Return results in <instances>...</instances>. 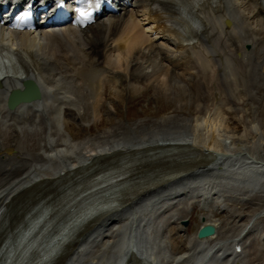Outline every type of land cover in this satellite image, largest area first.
<instances>
[{"label": "bare ground", "instance_id": "obj_1", "mask_svg": "<svg viewBox=\"0 0 264 264\" xmlns=\"http://www.w3.org/2000/svg\"><path fill=\"white\" fill-rule=\"evenodd\" d=\"M156 1L131 0L139 23L132 20L133 12H125L84 31L69 26L33 34L0 27V50L11 56L0 58V68L10 74L0 81V206L27 184L68 179L71 171L87 172L112 161L114 175L103 178L109 191L74 202L69 197L79 188L51 208L54 218L67 216L69 230L91 220L88 216L102 217L93 229L82 225L89 231L71 249L66 264H139L136 252L150 264H264V250L253 257L248 246L240 254L230 248L241 231L250 232L246 238L262 235L264 209L237 236L225 238L213 213L222 210L229 195L242 193L239 200L245 201L264 193V178L205 182L217 172H246L245 177L264 171V112L260 107L255 111L246 79L251 62L264 72V0H230L241 14L231 12L228 0H163L170 6L175 29L153 20L151 5ZM158 39L164 43L157 44ZM144 44L145 50L140 49ZM23 79L38 85L42 99L11 112L9 94L23 88ZM123 82L145 88L155 82L159 95L178 92L182 97L188 92L190 101H178L172 115L156 121L119 122L98 135L74 139L68 127L86 117L90 100L100 107L105 84L121 94ZM189 102L195 109L187 115ZM226 111L240 116L239 127L228 126ZM150 152L158 162L162 153L177 154L164 156L166 163L152 167L147 163L151 158L141 155ZM165 166L170 167L163 170ZM192 203L210 212L202 225L213 224L216 235L198 240L186 231L185 244L177 246L167 228L176 226L181 232L183 210L176 208ZM168 216L175 220L172 225L165 221ZM230 218L241 220L239 215ZM17 237L31 244L21 232ZM53 254L46 263L52 264Z\"/></svg>", "mask_w": 264, "mask_h": 264}, {"label": "rangeland", "instance_id": "obj_2", "mask_svg": "<svg viewBox=\"0 0 264 264\" xmlns=\"http://www.w3.org/2000/svg\"><path fill=\"white\" fill-rule=\"evenodd\" d=\"M158 42L159 44L163 43L162 40H159ZM142 46H140V49L145 50L146 45L144 44V47ZM116 53L118 52L114 53L116 56L113 55V58L117 57ZM251 63H252L251 64L252 69L251 68L250 70L248 69L249 75L248 74L246 75V79L248 83L247 89H248V92L252 94L253 97H255V100L253 101L254 107H256L255 111H257V107H260L261 112H264V101H263L264 98L261 99V96H264V72L259 70V68L253 67V62ZM121 71L123 72L124 70H121ZM162 78H164V76H162ZM105 79L106 77L104 78V80ZM153 84L151 83L148 87H146L147 88L146 89L145 86L139 83L123 82L121 86L119 87V89L121 90V94H118L115 92V90H113L106 83L105 89L103 92V99L99 103L100 107H98L97 103H95L94 100L92 101L91 99L89 102V108H88V112L86 113L87 114L86 117H83V119L78 121V123L75 122V123L70 124V126L68 127L70 131L69 133L75 136L74 139L80 141V140L85 139L86 137H89V135L90 136L98 135L99 133L112 127L113 125L119 124V122L120 123L123 122L124 124H127V125H133L134 123L139 122V121H146V122L156 121L164 117L165 115H172L174 111L173 108L175 106H179L180 100L186 103L190 101V97L188 96L189 93L188 92L185 93V91H183L185 94L182 97H179L178 92H174L176 95L173 94L172 92L171 94H168L167 96L162 95V94L159 95V93L156 92V89L154 87L156 83L155 85ZM259 84H261L263 87L262 94H259V91L262 88L261 85L258 86ZM172 98H175V99L172 100ZM175 101L177 102L178 105L176 104ZM192 103L194 104V102H189L187 104L188 106L186 105L185 107L186 108L185 111L187 115L192 114L195 109ZM226 114H227V119L229 122L228 126L230 128L240 126V121H239L240 116H236L237 114H233L228 111H226ZM226 173L217 172L215 174V176L217 177L212 175L210 177L211 179L205 182L210 183V182L215 181V184L219 182H232V181L234 182L236 181V179L238 180L239 178H241L242 180V178H247L248 176H251V175L255 176L256 178H259V177L264 178V171L260 173L253 172L252 174L247 173L245 177L244 175L246 174V172L239 173L240 175L236 173L235 171L231 172L232 174L231 173L226 174ZM201 183L203 182H197L196 184H201ZM245 186L246 188L252 191V188L250 186H247L246 184ZM241 194H239L236 197L231 196L232 198L229 195L228 197L230 199L227 198L225 200L226 201L225 206H224L225 210H222V212L220 211L213 212L214 219L221 222V226H222L221 231H223L221 232L222 233L221 237L223 238L227 236L229 237L237 236V234L240 233V230L244 226H246V224L249 222V219L256 212L263 211L264 209V193L262 194L260 193L261 195L259 193H256L252 195V197L250 198L248 197L249 199L244 198L246 199L245 201L244 200L241 201V199L239 200ZM148 208H151V207L149 206ZM187 208H190V207L185 208L183 205V209H182L183 211L181 212V214L184 216V220L189 221L190 234L191 236H194L197 233L201 225L200 218L204 211H202L201 208L196 204H192V208H193L192 210H189ZM204 213L207 214L208 212H204ZM208 214H210V212ZM236 215H239L241 217V220L240 221L237 220L239 221L237 223L235 222V220H233L234 218H230L231 216L235 217ZM168 219L169 217H167V220ZM167 220L165 221L167 222ZM261 222L264 228V218H262ZM169 228H167L168 236H171L174 238L177 246L185 244V239L187 238L186 235L184 233L179 234L180 232L177 233L176 227L172 226V228L171 227ZM172 229L174 230V232ZM249 235H250V232H247V236ZM245 244L246 246L249 247L248 249L251 250V251H248V254H252L251 256L253 257L257 255L256 254L257 250L259 251L264 250V238L255 237V235L252 237H249L248 239H245ZM251 256L249 255V258H251Z\"/></svg>", "mask_w": 264, "mask_h": 264}, {"label": "water", "instance_id": "obj_3", "mask_svg": "<svg viewBox=\"0 0 264 264\" xmlns=\"http://www.w3.org/2000/svg\"><path fill=\"white\" fill-rule=\"evenodd\" d=\"M14 96H17V93H15ZM15 103H16V101L14 100V97H13L11 100V105L13 106ZM215 233H216V228L212 225H208V226L203 227L200 230L198 237L199 238H205L207 236L214 235Z\"/></svg>", "mask_w": 264, "mask_h": 264}, {"label": "snow or ice", "instance_id": "obj_4", "mask_svg": "<svg viewBox=\"0 0 264 264\" xmlns=\"http://www.w3.org/2000/svg\"><path fill=\"white\" fill-rule=\"evenodd\" d=\"M88 2H89V6H90V0H88ZM87 14H88L87 11H85L83 9H81V10L78 11V15L80 17H85V16H87Z\"/></svg>", "mask_w": 264, "mask_h": 264}]
</instances>
